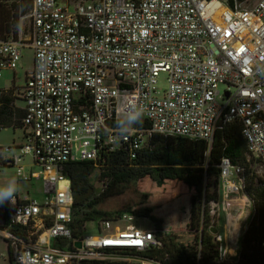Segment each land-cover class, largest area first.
<instances>
[{"label": "built area", "instance_id": "1", "mask_svg": "<svg viewBox=\"0 0 264 264\" xmlns=\"http://www.w3.org/2000/svg\"><path fill=\"white\" fill-rule=\"evenodd\" d=\"M25 18L27 39L17 29L16 40L0 41V79L16 71L24 48L33 51L20 122L28 133L18 150L41 172L20 169L17 177L41 179L45 196L39 202L15 195L14 203L0 204L8 264L113 262L123 258L110 250L143 253L159 245L152 229L132 224L103 232L131 218L103 224L94 237H72V197L62 165L96 162L105 148L136 151L144 141L143 131L108 129L111 118L144 112L152 134L208 144L219 123H237L248 152L264 168V0L246 8L236 0H31ZM160 74L167 88L159 95ZM8 152L0 149V158ZM219 171L222 208L235 196L237 207L247 203L239 171L228 159ZM237 221L227 216L235 235ZM129 262L155 264L138 256Z\"/></svg>", "mask_w": 264, "mask_h": 264}, {"label": "trees", "instance_id": "2", "mask_svg": "<svg viewBox=\"0 0 264 264\" xmlns=\"http://www.w3.org/2000/svg\"><path fill=\"white\" fill-rule=\"evenodd\" d=\"M30 11L31 0L0 2V41L16 40L19 18L26 17ZM22 91L14 85L9 90H0V130L22 128L20 122L24 110L18 107V103H23ZM128 120L111 118L106 127L129 130ZM131 130L143 131L144 141L139 150L133 151L127 145L116 152L105 148L100 150L96 162L71 161L62 165L72 197V237L80 241L86 234L87 225L97 224L99 232L103 224L123 220L129 215L131 219H149L159 245L143 253L134 250L107 252L124 260L82 261L78 264H132L129 258L136 256L155 264H264V182L255 172V167L261 163L248 152L240 134V125L219 123L210 144L152 134L145 119L142 124L133 125ZM223 159H228L239 171L236 180L240 182L252 209V217L242 232L237 255L231 263L221 261L220 241H216L211 232L216 230L220 235L224 223L220 210L222 189L219 171ZM12 166V161L0 158V167ZM144 178H150L157 186L165 181H178L192 191L188 222V229L194 236L192 244L176 242L163 229L162 221L153 216V206L121 212L99 210L104 199L122 194L124 186Z\"/></svg>", "mask_w": 264, "mask_h": 264}, {"label": "rangeland", "instance_id": "3", "mask_svg": "<svg viewBox=\"0 0 264 264\" xmlns=\"http://www.w3.org/2000/svg\"><path fill=\"white\" fill-rule=\"evenodd\" d=\"M236 1L242 8H246L255 5L259 0ZM60 5H62V3H60ZM12 14L15 15L13 12ZM19 24H21L20 28H18V30H21V37L27 39L29 37L30 29L29 21L24 17L23 21ZM32 69L33 51L26 47L22 50L21 60L18 63L16 71L14 73L11 71L3 72L2 78L0 79V90H9L12 85H14L15 88L22 90L26 84V75L29 74ZM156 88L158 89L159 95L167 88L165 74L159 75ZM219 91L223 93L225 91V86L221 85ZM23 133L27 134L28 130H25V132L23 128H6L0 130V149H9L8 154H2V158L13 161L12 167H0V186L4 185L10 179L15 178L19 185V189L15 195H28L30 198H34L40 202L45 196V189L42 180L34 178L29 183H24L17 177V173L20 169H22V172L26 175H29L30 173L39 174L41 172V167L34 164L30 155H22L18 150L25 145ZM255 172L261 178L262 182H264L263 166L258 164V166L255 167ZM191 194L192 191L178 181H165L161 186H157L150 178H144L137 183L124 186L122 188V194L112 195L104 199L99 206V210L102 212H121L129 209H136L140 206H153L155 208L153 216L162 221L163 229L171 234L176 242L183 245H190L194 241V236L188 229L189 199ZM227 207L226 204L224 206L225 209L222 208L223 212L231 215L233 209ZM125 217L127 219L130 218L129 215H126ZM251 217L252 211L249 210L247 217H244L243 219V226H246L245 224H247ZM128 224H132L140 230H151L153 228V224L149 219L140 218L133 219L132 222L120 221L116 224H111V226L107 230H103V232L115 233L117 229L123 230ZM227 229L228 232H232L229 227ZM98 233L97 224L92 223L87 225L85 236L94 237L97 236ZM213 235L217 241L219 235ZM241 235L242 231L238 237L233 233H228L226 240L227 244H225V242H220L221 247L225 248V245H227L229 249H232V251L235 250L237 253ZM6 248V244L0 238V264H8ZM227 257H230L227 263H231L234 258L233 252L229 251L227 254H224L221 259L224 260Z\"/></svg>", "mask_w": 264, "mask_h": 264}, {"label": "crops", "instance_id": "4", "mask_svg": "<svg viewBox=\"0 0 264 264\" xmlns=\"http://www.w3.org/2000/svg\"><path fill=\"white\" fill-rule=\"evenodd\" d=\"M18 107H20V108H24V104L22 103H18ZM23 136H24V133H23ZM239 199V196H235L234 197V200H233V203H231V206H228L229 207V209H233V213L231 214V215H233V216H238V217H240V221L238 222L237 221V223L235 224V232H236V235H237V237L239 236V234H240V232L242 231H244L245 230V227L246 226H243V219H244V217H247V214H248V211L249 210H251L252 211V209H251V205H250V203H245V204H243L241 207H237L236 206V204H234L235 203V201L236 202H238L237 200ZM227 207V208H228ZM222 209V205H220V210ZM221 212H222V214H223V218H224V223H223V225H222V227H221V229H220V234L221 235H219V238H220V242H225V244H227L226 243V240H227V234L228 233H230V232H228V227H229V229H231L232 230V226L231 225H228L227 224V216H228V214H226V213H224L223 212V209L221 210ZM250 221V220H249ZM248 221V222H249ZM247 222V223H248ZM246 225V224H245ZM222 239H223V241H222ZM6 244V243H5ZM6 246H7V244H6ZM220 250H221V252L223 251L224 252V254H227L229 251L230 252H233V257H235L236 255H237V253L235 252V250H233L232 251V249H229L228 247H227V245H225V248H222L221 246H220ZM8 253H9V251H8V246H7V248H6V256H7V261H8V263H9V259H8ZM229 258L230 257H227V258H225L224 260L222 259L221 261L222 262H224V263H227V261L229 260Z\"/></svg>", "mask_w": 264, "mask_h": 264}, {"label": "clouds", "instance_id": "5", "mask_svg": "<svg viewBox=\"0 0 264 264\" xmlns=\"http://www.w3.org/2000/svg\"><path fill=\"white\" fill-rule=\"evenodd\" d=\"M143 116L144 112H140L129 117V131L131 130V127L133 125L143 123ZM117 127H123V125H117ZM18 189L19 185L15 178L10 179L4 185L0 186V204H3L5 202L14 203V197Z\"/></svg>", "mask_w": 264, "mask_h": 264}, {"label": "water", "instance_id": "6", "mask_svg": "<svg viewBox=\"0 0 264 264\" xmlns=\"http://www.w3.org/2000/svg\"><path fill=\"white\" fill-rule=\"evenodd\" d=\"M211 232H212V234H217V231H216V230H213V231H211ZM201 235H202V233H201ZM76 246H77V248H79V247H80V245H79V244H77Z\"/></svg>", "mask_w": 264, "mask_h": 264}]
</instances>
